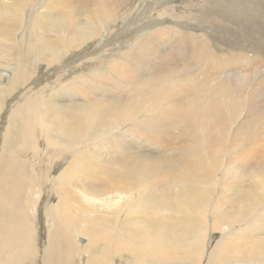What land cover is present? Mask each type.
<instances>
[{
  "label": "bare ground",
  "instance_id": "6f19581e",
  "mask_svg": "<svg viewBox=\"0 0 264 264\" xmlns=\"http://www.w3.org/2000/svg\"><path fill=\"white\" fill-rule=\"evenodd\" d=\"M168 1L0 0V264H264V47Z\"/></svg>",
  "mask_w": 264,
  "mask_h": 264
},
{
  "label": "rangeland",
  "instance_id": "374dc122",
  "mask_svg": "<svg viewBox=\"0 0 264 264\" xmlns=\"http://www.w3.org/2000/svg\"><path fill=\"white\" fill-rule=\"evenodd\" d=\"M144 1L136 0L137 3L142 2L141 3L142 8L144 7L146 9L147 6H149L151 4V0H149L150 2L148 0H144ZM200 1L201 0H169L168 1L169 4H173V6H175V10H177V11H180L179 10V4H181V3L182 4H189V5L193 4V6H190L191 9H189L187 12V20L188 21L185 22L186 26L183 24V27L185 26V28L187 29L186 31H188V33L189 32H192V33L196 32L194 34H196L197 36L202 35L201 37L204 36V38H207L211 41H218V43L221 46H224V47L228 46L229 47L228 50L231 47L240 48L241 50H242V48H246V47L251 49V50H253V49L255 50L257 47H264V41H257L258 39H264V27H262L260 21H258L257 23H254L252 21V17H251V15L252 14L255 15V13L258 17H260L259 12H257L259 10L258 9L259 4H256V3H254V1H251L250 3L249 2H246L244 4L241 3L242 4L241 6H239L237 3L234 6H229V7L222 6V10L219 13L221 16L217 15L216 18H212L211 21H209V20H203L204 12L202 11V8L200 6L202 3ZM220 1H222L223 4H227L226 0H220ZM228 1H230V0H228ZM217 8L219 9L220 7H217ZM127 14L129 15L130 19H133L135 16V14H132L131 11H128ZM148 15H150V12L148 10L144 11L143 13L138 14V17L136 20L137 26L134 29L141 27L143 29V31H145L148 28H152V25H156V24H159L161 22L163 24L172 25L176 22V20L181 21V19L179 18L180 15L169 13L164 20L166 22H163L161 20H160V22H157L158 19H162V18H156L157 15L155 13L154 15H151L152 17H154L153 20H155V22H153L150 25V27L148 25H147V27H144L143 26L144 22L146 20H149ZM223 17L224 18H230V19L237 18L238 22L236 24H237L238 28L231 26V24L228 22L226 23ZM218 19H220V20L218 21ZM123 21L128 23L127 22L128 20H123ZM215 22H217V23L220 22L221 26L214 27L213 24ZM222 22H223V24H222ZM145 23H147V22H145ZM159 26H160V24H159ZM109 29L111 30V26L109 27ZM109 29H108V31H109ZM118 29H119L118 33L120 34V37H122V42L124 41V44L122 46L126 47L125 45H127L128 47H132L134 45V41H131V37H130V35H131L130 31H132L131 30L132 28H130V27L127 28V27H124V25H123V26L118 27ZM198 37H200V36H198ZM117 42L118 41L110 42V44H108L109 47L107 48L109 51L108 50L107 51L108 52L112 51L114 49L113 47L118 45ZM248 45H250V46H248ZM233 48H231V49H233ZM262 67H263V64L261 66V69H262ZM248 69H252V63H250V64L247 63L246 65H240V69H237L236 71H238V70L248 71ZM18 95H20V94H18ZM213 237H214V235H211V238H213Z\"/></svg>",
  "mask_w": 264,
  "mask_h": 264
}]
</instances>
